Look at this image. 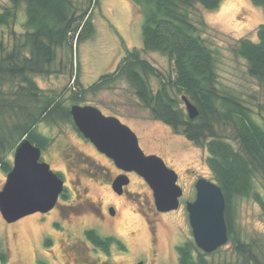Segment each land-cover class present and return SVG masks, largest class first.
<instances>
[{
	"label": "rangeland",
	"instance_id": "1",
	"mask_svg": "<svg viewBox=\"0 0 264 264\" xmlns=\"http://www.w3.org/2000/svg\"><path fill=\"white\" fill-rule=\"evenodd\" d=\"M74 1L81 10L92 7L95 33L79 45L73 41V51L68 46L60 48L53 68L61 72L36 76L40 87L65 92L67 98L79 90L75 74L84 87H89L102 74L115 71L127 51L134 48L140 49L142 56L167 77H175L173 62L166 55L143 49V15L130 0ZM11 4V0H0V9ZM192 16L214 52L219 88L243 99L253 109L254 117L263 122L258 105L264 102V87L250 75L247 61L235 48L243 37L258 40L264 10L252 0H222L211 11L197 4ZM24 20L22 6L13 28L22 31ZM4 30L10 45L9 29ZM148 79L154 90L159 89L157 77ZM171 92L177 94L175 89ZM67 102L94 105L130 126L147 154L161 156L178 173V184L183 188L180 205L176 210L159 212L152 188L136 173L130 174L128 194L119 198L111 184L120 170L109 157L70 123L50 126L42 122L39 130L54 138L52 145L42 151V159L63 174L69 197L59 199L56 208L48 213H34L14 223H7L0 212V244L7 253L4 264H179L177 248L194 239L186 203L196 198L199 178L214 181L207 149L157 119L125 78L89 91L81 103ZM11 158L13 161V154ZM6 179L7 173L0 170V191ZM110 206L117 209L113 224ZM234 208L239 236L264 251V213L260 206L251 198H243ZM90 228L103 236L114 234L126 248L114 243L109 253L96 250L85 236ZM208 258L215 264L239 262L229 241Z\"/></svg>",
	"mask_w": 264,
	"mask_h": 264
},
{
	"label": "trees",
	"instance_id": "2",
	"mask_svg": "<svg viewBox=\"0 0 264 264\" xmlns=\"http://www.w3.org/2000/svg\"><path fill=\"white\" fill-rule=\"evenodd\" d=\"M130 1L143 15V49L166 55L173 62L175 77H167L134 48L127 51L115 71L102 74L89 87H84L75 74L79 90L67 98L65 92L43 89L35 77L61 72L53 68L58 50L68 46L73 51V41L79 45L94 35L92 7L81 10L74 0H11L10 6L0 9V170L10 172L11 156L25 137L42 151L52 145L54 138L39 130L42 122L50 126L67 122L80 132L70 112L73 104L67 101L81 103L89 91L125 78L157 119L207 149L214 182L226 195L229 242L239 257L237 264H264V251L257 249L255 242L243 240L234 223V207L239 199H253L264 213V102L258 105L263 119L260 123L243 99L219 88L214 52L192 16L197 4L211 11L222 0ZM252 2L264 10V0ZM22 6L25 20L23 30L18 32L13 26ZM5 28L9 29L10 45ZM257 36V41L239 39L235 51L247 61L250 75L264 87V23ZM150 76L160 80L159 89H153ZM183 95L198 107L195 119L189 117ZM86 237L107 253L113 243L123 249L120 241L96 230H88ZM177 251L179 264H215L208 258L212 253L203 252L194 239ZM0 261L7 262L1 244Z\"/></svg>",
	"mask_w": 264,
	"mask_h": 264
},
{
	"label": "water",
	"instance_id": "3",
	"mask_svg": "<svg viewBox=\"0 0 264 264\" xmlns=\"http://www.w3.org/2000/svg\"><path fill=\"white\" fill-rule=\"evenodd\" d=\"M182 99L191 119L199 115L198 107L186 96ZM78 130L102 153L126 172L141 175L153 190L160 212L176 210L183 188L178 173L157 154H146L135 131L117 116L106 115L94 105L73 104L70 108ZM129 183L123 174L113 183L122 192ZM196 198L186 203L196 245L205 253H213L230 239L226 218V195L216 182L201 177L196 184ZM64 179L42 159V149L25 137L14 151L13 166L0 191V212L7 223L41 212L47 213L64 191ZM139 264H143L140 262Z\"/></svg>",
	"mask_w": 264,
	"mask_h": 264
},
{
	"label": "flooded vegetation",
	"instance_id": "4",
	"mask_svg": "<svg viewBox=\"0 0 264 264\" xmlns=\"http://www.w3.org/2000/svg\"><path fill=\"white\" fill-rule=\"evenodd\" d=\"M81 133V132H80ZM82 134V133H81ZM83 135V134H82ZM84 136V135H83ZM85 137V136H84ZM86 138V137H85ZM96 147V146H95ZM97 148V147H96ZM98 149V148H97ZM101 152V151H100ZM102 153V152H101ZM102 154H104V153H102ZM147 154V153H146ZM104 155H106V154H104ZM107 156V155H106ZM108 157V156H107ZM111 159V158H110ZM112 160V159H111ZM113 161V160H112ZM114 162V161H113ZM114 164H115V162H114ZM116 165V164H115ZM117 166V165H116ZM118 167V166H117ZM119 168V167H118ZM119 170H120V173L118 174V176H120V175H123V174H125V175H127L128 176V179H129V183L128 184H126V185H124L123 187H122V192L121 193H118L115 189H114V187H113V183H114V181L116 180V178L118 177H116L114 180H113V182H112V188H113V190H114V192L117 194V196L119 197V198H124L127 194H128V189H127V187L129 186V184H130V182H131V178H130V174L131 173H136V174H138L137 172H135V171H131V172H126V171H124V170H122V169H120L119 168ZM63 175V174H62ZM139 175V174H138ZM139 176H141V175H139ZM142 177V176H141ZM62 178L64 179V176H62ZM143 178V177H142ZM144 179V178H143ZM145 180V179H144ZM146 181V180H145ZM64 186H65V188H64V191L62 192V194L59 196V199H68V197H69V193L67 192V188H66V183H65V180H64ZM65 197H67V198H65ZM59 199H58V202H57V204L55 205V207L53 208V209H55L56 208V206L58 205V203H59ZM52 209V210H53ZM52 210H50V211H52ZM49 211V212H50ZM160 212V211H159ZM169 212V211H168ZM37 213H41V212H37ZM48 213V212H47ZM108 213H109V215L111 216V218H112V220L110 221V224H113V223H115V218L118 216L117 215V209L114 207V206H110L109 208H108ZM42 214H45V213H42ZM102 214H104V213H102ZM88 230H96L97 231V229H95V228H90V229H87L85 232H87ZM98 232V231H97ZM99 233V232H98ZM85 236H86V233H85ZM104 236H107V237H109V238H114L115 240H117V241H120L122 244H123V248H126V245L122 242V240H120L119 238H117L114 234L113 235H104ZM87 238V237H86ZM88 240V239H87ZM89 241V240H88ZM90 242V241H89ZM92 244V243H91ZM114 244V243H113ZM115 244H117V243H115ZM93 245V244H92ZM112 245V244H111ZM118 245V244H117ZM94 246V245H93ZM119 246V245H118ZM94 248L96 249V250H101L100 248H97V247H95L94 246ZM101 251H103V250H101ZM103 252H105V251H103ZM105 253H107V252H105Z\"/></svg>",
	"mask_w": 264,
	"mask_h": 264
}]
</instances>
